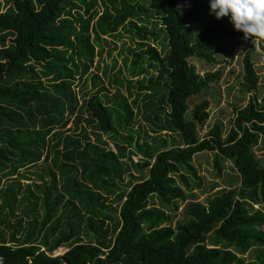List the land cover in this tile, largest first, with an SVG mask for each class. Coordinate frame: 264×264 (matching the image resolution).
Instances as JSON below:
<instances>
[{
  "label": "trees",
  "instance_id": "16d2710c",
  "mask_svg": "<svg viewBox=\"0 0 264 264\" xmlns=\"http://www.w3.org/2000/svg\"><path fill=\"white\" fill-rule=\"evenodd\" d=\"M212 17L210 0H0L3 264H264V158L256 153L264 147V96L236 110L225 139L219 124L199 135L209 100L190 107L222 77L200 75L190 59L215 63L226 40L244 36L230 18L189 31ZM121 32L138 45L128 48V69L115 72V50L104 43ZM254 46L242 92L260 86ZM97 55L111 59L108 85L96 73ZM108 87H116L112 97ZM140 116L155 133L152 145L140 143ZM204 151L232 161L241 188L188 202L201 183L194 157ZM185 202L188 219L173 226ZM211 234L229 247H209ZM66 244L64 255H53ZM254 249L256 260L246 261Z\"/></svg>",
  "mask_w": 264,
  "mask_h": 264
},
{
  "label": "rangeland",
  "instance_id": "374dc122",
  "mask_svg": "<svg viewBox=\"0 0 264 264\" xmlns=\"http://www.w3.org/2000/svg\"><path fill=\"white\" fill-rule=\"evenodd\" d=\"M213 18V17H212ZM217 20L216 18H213L211 20L202 21L198 20L197 22H194L191 24V26L188 28L189 31L197 32L200 28H203V26L207 25V23H211L213 21ZM149 30H151L152 25L151 21L149 22ZM143 25V24H141ZM160 27V26H159ZM159 29V28H158ZM163 35V34H162ZM107 43L105 44V49L108 50L110 48L114 49V56L116 57L118 61V66L115 67V72L118 71L119 67L122 69H128V66L125 64V57L129 59L132 58L133 53H130L128 51V48L131 49H137L138 40L136 38H132L130 34L125 33L122 35L116 36H109L107 37ZM164 39L161 37V39L156 42V46L158 48H161L160 44ZM253 44H255L254 50H252V61L254 63V69L260 78V86L257 90H253L250 93L242 92V82H243V76H244V61H245V55L246 53L253 48ZM264 39L263 38H254L253 40L251 38L246 39L245 36H242L241 38L237 40H226L225 41V49L226 54H216V62L215 63H206L204 61H201L198 58H191L190 63L195 65L197 68V71L200 75H203L207 72H220L222 74L221 79L219 82L214 81L209 88V91L207 94L202 95L200 97H194L190 100V107L192 108L196 104L200 103L203 99L209 100L211 102V108H210V118L208 122L203 125L199 126V135L200 137H205L208 135V132L213 128L215 124H219L222 128L223 132V138L225 139L228 136V133L230 132V129L233 127L234 118L236 110L239 108H242L247 105V102L249 98L253 96H257L259 101L262 100L264 96ZM136 51V50H135ZM104 57V55H103ZM111 64V59L107 58L105 60L101 59L100 56H96L95 58V64L94 67L97 68V66H100V68L96 69V73L100 76V80L103 78L105 79L106 84H109L108 77L104 73V63ZM153 73L152 70L149 69V74L145 76L146 78ZM143 76H139L135 78V80L142 79ZM98 79V83H100V80ZM111 87V86H109ZM108 87V88H109ZM108 96L115 95L116 87L115 88H109ZM90 90L94 91L95 89L90 86ZM126 92V91H125ZM128 95V94H127ZM135 112H137L138 108H134ZM190 114V113H189ZM188 114V118H190V115ZM137 119H141L137 118ZM142 123V131L141 135L139 137L140 143L148 142L149 145H152L153 138L155 133L152 132V126L148 121H143L141 119ZM71 124L69 125V127ZM137 126V124H136ZM154 129L156 127L154 126ZM122 137H125L128 133L126 131H122ZM72 135H78L77 131L69 132ZM106 139V138H105ZM94 140V138L92 139ZM109 148H111V141ZM263 149V150H262ZM131 147L127 148V157L124 158L123 161L127 162L128 156L131 155ZM257 156L259 158H264V147L257 149L256 151ZM126 159V160H125ZM134 161L140 162L141 157L140 156H134ZM129 161V160H128ZM216 161H219L221 165V172L218 171L216 168ZM193 165L195 166L197 170L198 177L201 179V183H193L192 189L188 191L189 193V201L192 202V200H195L196 202H202L207 204L209 200H211L213 197L221 194L224 191H236L238 192L241 188L242 183V177L240 174L235 170V166L232 161L227 160L218 154V152H212V151H204L199 153L194 157ZM44 171V170H43ZM131 173H134V171H130ZM137 174V172H136ZM26 183V182H24ZM114 196H109L108 202H114ZM186 203H180V209L177 211V218L175 222L173 223V226L176 225L177 221L180 220H187L188 218L184 217V207L186 206ZM150 204L152 206H159L157 200L155 197L150 198ZM260 206H254V209H259ZM16 212L18 215L21 212V210H17L18 208L15 207ZM1 221V218H0ZM12 221L16 222V219H12ZM110 225H113V223H110ZM73 244V243H72ZM72 244H66L65 246L59 248L56 250L53 255L54 256H61L64 255L70 246ZM208 245L209 247L217 246L221 248H227L229 247L227 244H225L222 241L217 240L213 234L209 235L208 238ZM232 251H235L237 253V250L234 247H231ZM258 256V250L254 249L247 255H245L243 258L246 261H252L256 260Z\"/></svg>",
  "mask_w": 264,
  "mask_h": 264
},
{
  "label": "clouds",
  "instance_id": "9594fccd",
  "mask_svg": "<svg viewBox=\"0 0 264 264\" xmlns=\"http://www.w3.org/2000/svg\"><path fill=\"white\" fill-rule=\"evenodd\" d=\"M210 14L230 18L246 39L264 38V0H210Z\"/></svg>",
  "mask_w": 264,
  "mask_h": 264
},
{
  "label": "built area",
  "instance_id": "2783aa9c",
  "mask_svg": "<svg viewBox=\"0 0 264 264\" xmlns=\"http://www.w3.org/2000/svg\"><path fill=\"white\" fill-rule=\"evenodd\" d=\"M112 148L114 149V146L112 145ZM115 150V149H114ZM0 245H2L1 244V239H0ZM0 264H3V259L0 257Z\"/></svg>",
  "mask_w": 264,
  "mask_h": 264
}]
</instances>
